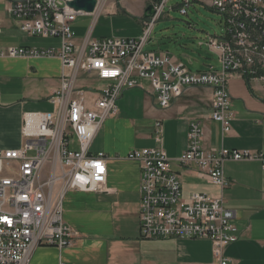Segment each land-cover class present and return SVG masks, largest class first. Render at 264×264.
I'll return each mask as SVG.
<instances>
[{
    "label": "built area",
    "instance_id": "obj_1",
    "mask_svg": "<svg viewBox=\"0 0 264 264\" xmlns=\"http://www.w3.org/2000/svg\"><path fill=\"white\" fill-rule=\"evenodd\" d=\"M19 29L31 36L55 37L58 49L49 47H7L9 56L58 57L62 64L60 86L49 97L53 109L23 114V144L0 149V264H31L39 245L65 247L73 230L64 222L62 202L69 189L104 191L106 156L92 154L91 142L102 121L117 114L116 101L126 89L150 82L159 107L171 106L188 87H211L210 118L224 133L231 129V96L228 81L234 75L264 81V0H209L206 5L222 17L220 34L208 35L204 42L216 56L218 69L191 71L164 53L143 50L154 25L165 13L168 0H144L153 14L144 18L139 37H86L75 45L72 23L82 11L67 5L70 0H4ZM97 5L103 0H96ZM181 14L199 0H180ZM96 5V6H97ZM78 72L104 83L92 107L84 103L77 87ZM156 140L161 142L160 123ZM76 145V147L74 146ZM126 159L140 167L139 225L142 238L202 239L212 244L214 264H231L223 254L226 244L239 238L232 210L222 199L192 193L181 198L179 176L161 147L133 149ZM180 164L196 163L200 173L213 185L226 188L223 173L226 160H257L264 165V151L246 149L205 151L200 122L189 123L187 145ZM49 171L42 175L45 165Z\"/></svg>",
    "mask_w": 264,
    "mask_h": 264
},
{
    "label": "crops",
    "instance_id": "obj_2",
    "mask_svg": "<svg viewBox=\"0 0 264 264\" xmlns=\"http://www.w3.org/2000/svg\"><path fill=\"white\" fill-rule=\"evenodd\" d=\"M199 1L206 5L209 0ZM145 7L144 0L101 1L92 13L79 15L72 23L74 44L81 45L86 37H139L145 29ZM83 18L87 23L79 22ZM154 30L145 41L144 51L164 53L189 70L195 64L196 70L191 71L219 68L217 58L197 56L182 46H162L166 36L156 35ZM10 46L58 49L59 39L22 32L6 1L0 0V149L23 144L24 113L53 109L49 97L59 88L63 72L58 57L9 56L4 51ZM139 82L142 87L126 89L117 99V114L102 121L89 148L92 154L102 152L106 156L104 191L67 190L62 216L74 232L71 244L61 248L39 245L31 264H214L209 240L141 237L140 167L126 159V154L155 147H161L171 159L170 168L181 182V198L192 193L220 197L223 206L234 212L239 238L223 248L231 264H264V165L257 160L224 161L223 173L229 185L221 189L200 173L196 163L174 160L186 148L193 120L200 122L205 151H264V81L247 82L238 75L228 81L232 120L226 133L210 118L211 87H188L163 109L154 99L150 82ZM76 85L83 91L73 98L82 96L92 107L104 83L78 72ZM157 122L161 142L156 140Z\"/></svg>",
    "mask_w": 264,
    "mask_h": 264
},
{
    "label": "rangeland",
    "instance_id": "obj_3",
    "mask_svg": "<svg viewBox=\"0 0 264 264\" xmlns=\"http://www.w3.org/2000/svg\"><path fill=\"white\" fill-rule=\"evenodd\" d=\"M180 3V0L167 1L164 15L154 26V34H165L162 46L186 47L197 56L215 60L216 57L199 42H204L208 35L220 34L223 30L221 15L200 1L192 2L186 8L187 13L181 14L177 7ZM79 22L87 23L84 18ZM190 68L196 70L195 64ZM48 171L49 165L46 164L41 174L46 175Z\"/></svg>",
    "mask_w": 264,
    "mask_h": 264
},
{
    "label": "water",
    "instance_id": "obj_4",
    "mask_svg": "<svg viewBox=\"0 0 264 264\" xmlns=\"http://www.w3.org/2000/svg\"><path fill=\"white\" fill-rule=\"evenodd\" d=\"M67 5L75 11H82L84 13H92L97 5L96 0H70ZM153 14L152 5H147L144 9L143 18H148Z\"/></svg>",
    "mask_w": 264,
    "mask_h": 264
}]
</instances>
